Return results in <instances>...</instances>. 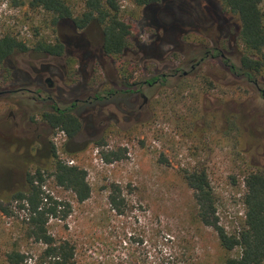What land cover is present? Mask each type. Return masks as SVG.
<instances>
[{
	"label": "rangeland",
	"instance_id": "obj_1",
	"mask_svg": "<svg viewBox=\"0 0 264 264\" xmlns=\"http://www.w3.org/2000/svg\"><path fill=\"white\" fill-rule=\"evenodd\" d=\"M119 3L132 28L122 59L101 51L103 31L97 22L78 29L74 20L63 19L54 31L51 18L33 10L29 0H0V37L15 36L29 47L14 51L0 65V90L28 86L46 91L50 79L60 107L84 99L75 111L83 127L69 139L42 119L41 112L51 109L48 101L32 100L26 91L0 96V196L24 188L34 165H49L54 144L61 158L87 170L92 193L79 205L71 191L48 186L51 194L75 207L68 222L51 219L53 233L69 235L84 248L88 240L108 246L124 239L149 264H179L186 254L205 264H222L217 233L195 222L193 193L180 169L205 167L221 224L229 232L241 227L244 169L246 164L264 167V79L258 86L235 79L220 56L209 55L191 70L204 48L215 46L230 64L240 65V21L222 0H162L146 8L130 0ZM83 8L76 0V14ZM41 38L63 41L68 52L54 56L37 51L34 42ZM123 60L129 61L130 82L139 83L134 86L138 93H124L133 87L124 85ZM178 67L190 77L171 76L166 84L158 79L151 86L145 82ZM109 91L117 93L98 103L85 102ZM238 103L250 106L245 109L249 114L241 116L254 117L244 120L239 137H229L226 118ZM118 149L122 159L106 162L102 152ZM113 181L129 201L124 215L109 203L106 185ZM16 224L0 213V253L14 240ZM29 247L30 255H36L39 245ZM113 249L125 250L120 244Z\"/></svg>",
	"mask_w": 264,
	"mask_h": 264
},
{
	"label": "trees",
	"instance_id": "obj_2",
	"mask_svg": "<svg viewBox=\"0 0 264 264\" xmlns=\"http://www.w3.org/2000/svg\"><path fill=\"white\" fill-rule=\"evenodd\" d=\"M81 1L84 3L81 14H76V0H29V5L33 10L41 11L51 18L50 26L54 31L58 22L63 19L74 20L78 29H84L97 22L104 35V52L108 56L122 59L130 46L132 28L123 19L119 0ZM130 1L146 8L158 5L162 0ZM222 3L226 9L236 14L240 21L238 32V38L242 43L240 65H229V73L235 79H243L258 86L260 79H264V0H222ZM34 46L45 55L61 56L68 52L67 45L59 39L54 42L41 38L34 42ZM28 48L25 41L15 36L7 34L0 37V65L14 51H25ZM224 61L228 63L227 59ZM128 64L129 61L123 60L120 67L123 76L126 75L124 85L133 87L128 89V92L137 93L140 89L134 86L139 83L130 82L129 69L126 66ZM183 71L178 67L173 69L171 75L153 76L145 82L153 85L160 79L161 83L166 84L171 76H179L178 79L186 80L191 73L183 75ZM126 91L124 90V93ZM246 108H241L238 103L236 111L230 110L226 118L227 136L239 137L244 120L253 119V114L248 118L243 115L249 114ZM41 117L50 129L63 130L69 139H73L84 124L71 109L44 110ZM122 151L121 149L103 151L102 154L106 162L112 163L122 159L124 155ZM50 157L49 165H34L28 172L24 188L15 190L7 196H0L1 215L17 221L16 236L0 253V264H149L140 256L141 253L124 239L108 246L97 245L96 241L92 243L88 240L89 245L84 248L78 240L69 235L53 233L51 219L68 222L74 215L75 207L72 201L59 199L51 194L48 186L54 185L71 191L79 205L90 198L92 187L87 179V170L80 164H69L67 160L61 158L54 144L50 147ZM161 160L167 161L165 157H161ZM246 165L243 195L245 214L241 227L232 232L221 224L218 198L208 170L199 166L180 169L193 193L195 222L203 227H211L217 233L222 264H264V167ZM106 188L109 191L111 209L118 215H124L129 201L123 187L113 181L109 182ZM66 228L69 229V226L66 225ZM31 244L39 245L36 255H30ZM116 244L122 245L125 250L116 252V249H113ZM179 264L205 263L186 254L185 259Z\"/></svg>",
	"mask_w": 264,
	"mask_h": 264
},
{
	"label": "flooded vegetation",
	"instance_id": "obj_3",
	"mask_svg": "<svg viewBox=\"0 0 264 264\" xmlns=\"http://www.w3.org/2000/svg\"><path fill=\"white\" fill-rule=\"evenodd\" d=\"M104 37V35H103ZM101 51L104 53V55H107L105 52H104V45L102 43V46H101ZM204 48V52H203V56L200 58V61H198L196 64H192L191 65V70L195 69L197 66H199L201 64V62L206 58L208 57L209 55L212 57V58H215V57H219L223 60L225 66L229 69V65H233V64H230L229 63V57L227 55H225L221 49H219L217 46L213 47L212 49H206ZM225 59L228 60V63H225ZM185 71H183V75ZM188 72V71H187ZM188 75V73H187ZM46 81L49 83V87L48 89H46V91H44L43 89L41 88H38V89H32L30 87H26V86H23V87H18V88H8V89H2L0 90V96L2 95H12V94H18L20 92H23V91H26L28 92V97L32 100H41L43 102H49L51 104V109L50 111H56V110H60V109H63V110H66L68 111L69 109L72 110V112L74 114L75 111H76V107L77 105L80 103V102H83L84 99H80V98H76L70 105V107H60L56 102H57V99L54 98V95L52 93L53 91V87H52V82L50 79H46ZM158 81H155V83H157ZM150 86L152 85L151 83H148ZM127 90V89H125ZM261 90V89H260ZM139 92V91H138ZM137 92V93H138ZM115 93H117V91L115 92H112V91H109L106 95H99L97 94L93 99L91 98H88L85 100L86 103H89V104H93V103H98V102H101L103 101L104 99H108L110 98L112 95H114ZM126 93H128V90L126 91ZM261 94L264 95V92L262 91ZM47 95V96H46ZM82 108V107H80ZM79 108V109H80ZM78 116V114H76ZM81 120V116H78ZM45 122V121H44ZM46 123V122H45ZM47 124V123H46ZM48 125V124H47ZM48 128L50 129V127L48 126ZM52 130V129H51ZM81 131V130H80ZM79 131V132H80ZM78 132V133H79ZM78 135V134H77Z\"/></svg>",
	"mask_w": 264,
	"mask_h": 264
},
{
	"label": "built area",
	"instance_id": "obj_4",
	"mask_svg": "<svg viewBox=\"0 0 264 264\" xmlns=\"http://www.w3.org/2000/svg\"><path fill=\"white\" fill-rule=\"evenodd\" d=\"M69 164H74V160H72V161H69Z\"/></svg>",
	"mask_w": 264,
	"mask_h": 264
},
{
	"label": "water",
	"instance_id": "obj_5",
	"mask_svg": "<svg viewBox=\"0 0 264 264\" xmlns=\"http://www.w3.org/2000/svg\"><path fill=\"white\" fill-rule=\"evenodd\" d=\"M187 73H188L187 71L184 72L185 75H187Z\"/></svg>",
	"mask_w": 264,
	"mask_h": 264
}]
</instances>
